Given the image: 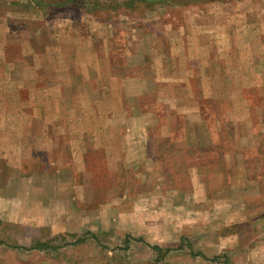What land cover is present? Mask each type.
I'll list each match as a JSON object with an SVG mask.
<instances>
[{
	"label": "rangeland",
	"instance_id": "obj_1",
	"mask_svg": "<svg viewBox=\"0 0 264 264\" xmlns=\"http://www.w3.org/2000/svg\"><path fill=\"white\" fill-rule=\"evenodd\" d=\"M0 264H264V0H0Z\"/></svg>",
	"mask_w": 264,
	"mask_h": 264
}]
</instances>
